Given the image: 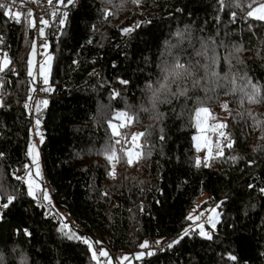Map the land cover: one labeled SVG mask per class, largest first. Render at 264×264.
Returning <instances> with one entry per match:
<instances>
[{"label": "trees", "instance_id": "trees-1", "mask_svg": "<svg viewBox=\"0 0 264 264\" xmlns=\"http://www.w3.org/2000/svg\"><path fill=\"white\" fill-rule=\"evenodd\" d=\"M262 1L240 0L236 7L235 0H223V6L219 0H77L63 25L60 15L47 18L52 101L39 111V101L31 102L45 56L39 60L36 51L30 77L33 17L22 15L18 23L0 8V53L11 61L0 72V194L16 197L0 207L4 264H98L92 249L119 250L128 257L122 264H136L145 240L169 245L181 236L138 264H264V21L246 14L248 5ZM205 49L206 55H197ZM213 56L222 78L216 83L206 82L201 67ZM176 59L196 65L193 77L171 82L153 109L151 89ZM245 77L260 87L253 102L237 87ZM225 104L224 129L233 146L224 139L223 155L201 157L197 167L194 110ZM121 111L134 119L114 137L109 121L119 125L113 117ZM134 133H144L136 149ZM109 147H115L118 162L107 159ZM33 148L42 167L39 178L59 215L28 195L26 173L36 177L37 168L29 155ZM128 150L140 152L131 165ZM202 196V211L216 207L219 213L211 239L187 220ZM6 202L0 195V205ZM62 224L81 239H68Z\"/></svg>", "mask_w": 264, "mask_h": 264}, {"label": "snow or ice", "instance_id": "snow-or-ice-1", "mask_svg": "<svg viewBox=\"0 0 264 264\" xmlns=\"http://www.w3.org/2000/svg\"><path fill=\"white\" fill-rule=\"evenodd\" d=\"M17 2V0H11L12 4H15ZM59 2L62 4L63 0H59ZM134 2H138V0H134ZM49 4H52V0H48ZM68 3L71 4L73 3V0H68ZM219 3L223 6V0H219ZM235 6L236 7H241V3L240 0H235ZM249 7V11H247V16L248 17H252L255 18L258 21H264V2H261L260 5L258 7H256L254 10H252V6L248 5ZM0 8H8V12H6V15H9L12 19H14L16 22H20V17L23 15L21 12L16 11V12H12L11 8L9 5L6 4H0ZM109 15L111 13H108ZM232 17L233 19H235L236 17V13L232 12ZM33 13L31 11H29L27 13V17H32ZM52 16L55 17L56 13L53 12ZM40 23L43 26H49V20L47 19H43L41 18ZM59 23L61 25H63L65 23L64 19H61L59 21ZM29 26L32 28L36 27V23L34 19L29 20ZM40 27L38 29V32L40 34L41 37L44 36L45 33V28L44 27ZM133 29H123V32L125 34H129ZM177 35H180L179 33ZM0 43H2V39H0ZM42 47L47 48L48 45L47 43L43 44ZM237 51H239V49H237ZM32 54L35 55V44H33V51ZM197 55L200 56H204L206 55V49L204 51H201L199 53H197ZM52 59L51 56H48L47 59L41 64L40 66V75L43 77V83L47 84L48 83V70H49V64L48 62ZM212 63L210 65H204L201 66L205 69V80L207 82L208 78H211V82L216 83L218 82L220 79H222L219 74L217 72L214 71V67H215V61L216 58L215 56L211 57ZM11 61L7 58V55L5 54V58L3 60V66L0 67V72H2L4 70V68H7V65L10 63ZM29 65L32 64V61L29 60ZM196 70V65H192V64H185V63H181L179 61V59H176L174 61V63L170 66L166 65L163 68V72L165 73L164 77H163V82L159 85V87L157 89H151L153 92V107L156 106V101L159 100V97L161 95V93H169L170 92V87L169 84L171 82H175L177 80H181V79H189L193 77V73ZM28 75L31 77L33 76V71L30 68L28 71ZM223 79L228 80V77L225 76L223 77ZM121 83L126 84L127 81H121ZM200 83L199 80H193V84L194 85H198ZM230 84L236 85V81L235 79L229 80ZM238 90L244 94V96L248 99V102H253L255 99H257L258 94L260 92V87L257 86L256 84H254L250 79L242 78L241 83L237 86ZM49 89L47 88H43L42 91H48ZM187 89H185L181 94L186 95ZM113 95H118V93H113ZM32 98L29 97V100H31ZM48 103L47 100H42L39 102V104L37 105V111H39V106L40 105H44L46 106ZM241 103H243V101H241ZM26 107H28V105H25ZM228 105L225 104L224 108L227 109ZM194 116H195V120H196V127L199 129L201 135L194 137V139L197 141L196 144V149L199 151L201 149V141L203 142L204 146L207 148L208 150V155L205 158V160L207 161V159L212 158L213 156V149H212V144L211 141L208 139L207 136L204 135V133L208 130V128L205 127V119L209 116V109L207 107H197L194 110ZM134 119L133 116L129 115V113L125 112V111H121L115 114V116L113 117V120L116 121H120L121 123L119 125H117L116 123H113L111 120L109 121V127L111 129L112 135L114 137H120V131L119 128L126 126L128 123H130L132 120ZM36 125L39 126L40 124V120L37 119L35 121ZM211 128V131L213 132H217L220 129H223L226 127V125L224 124H216L214 126H209ZM144 133H139L136 135H133L132 137V147L134 149L139 148L140 145L138 143L139 137L143 136ZM219 137L224 138V139H228L230 141V138L226 136V134L223 131H219ZM43 139V137H41V140ZM116 145H119L121 143L120 139H116L114 142ZM229 149L233 146V142H229L226 145ZM215 147L217 149H219V151L217 152V156H222L223 155V148L221 146L220 143H216ZM108 152H110L111 154L108 155L107 159L109 161H117L118 162V157H117V153H116V149L115 147H109L107 149ZM35 153V149L33 148L32 150H30L29 155L32 156V160L34 163H36L37 168H36V172H35V176L37 177H41V173L39 170V164H38V160H37V156L34 154ZM127 163L129 165H131L133 163V156H139L140 152H134L133 150H128L127 153ZM232 159H237L236 157H232ZM196 166L199 167L201 165V159L200 157L196 158ZM205 166H208L207 164H205ZM28 166L26 165L25 168H27ZM114 170H115V164H113V175H114ZM26 175H28L29 177H31L32 173L31 172H27ZM18 179H21L22 181L24 180L23 177H18ZM28 184V188H27V192L29 196H32L33 199H38L41 202L46 201L47 203H41L42 207H46L49 209L50 214H54V215H59L58 213H54V205L52 203L51 197L50 195L47 193L46 190H44L42 192V194L38 197L37 193L40 192V185L39 184H33L31 182V179H29L27 181ZM262 192H264V189H261ZM2 195L4 198H6V203H3L2 205H0V207L3 208H8L9 205L15 200V196L11 195V194H7V193H3L0 194ZM218 207V206H217ZM195 211V209H194ZM209 212H211V215H209L206 219V222L211 225V227H215L219 213L216 211V208H212L208 210ZM204 217V213L201 212L200 215L197 216H193L192 214H189L187 216V220L192 221L193 222V226H192V230L195 231L196 229L199 230L198 234L201 236H204L208 239H211V235L205 231V225L204 223H197L198 221H201V218ZM68 228L67 224H62L61 227V231L64 232L65 229ZM25 235H30V233H28L27 229L24 230ZM64 234L67 236L68 239H81L80 237L76 236L74 233H72L70 230L64 232ZM189 234V229H185L184 230V234L183 235H188ZM183 236H181L180 238H178L177 240L173 241L172 243H170L168 245V247H172L175 243L179 242V239H182ZM82 242L87 245L90 249L92 248V243L89 241V239L87 238H83ZM99 243V242H96ZM156 244L161 243L160 241H156ZM141 248H148L149 247V242L147 240H145L141 245ZM153 253L151 251H149L147 253V255H152ZM145 255V253L141 252L137 255V258H142ZM91 256L92 259L94 261H99L101 257H109V253L106 250H100L99 251V255L97 254V251L95 249H92L91 251ZM230 260L232 261H236V257L235 256H230L229 257ZM123 259H128V257H124ZM110 260V258H109ZM0 264H4V257L2 255H0ZM22 264H26V261L22 260Z\"/></svg>", "mask_w": 264, "mask_h": 264}, {"label": "built area", "instance_id": "built-area-1", "mask_svg": "<svg viewBox=\"0 0 264 264\" xmlns=\"http://www.w3.org/2000/svg\"><path fill=\"white\" fill-rule=\"evenodd\" d=\"M3 4L9 5L12 12H16L19 11L23 14V16L26 18L27 17V13L29 11H31L33 13V19L35 20L36 23V27L33 29L34 32V36H35V43H36V47H37V55H38V59L41 60L44 58L45 56V48L42 47L43 44L47 43V45L49 46L50 44V37L46 35V32L44 33V36L41 37L38 29L40 27H42L43 25L40 23L41 18L43 19H47L49 16H52V13L55 12L56 15H64L66 12V4L64 3H60L58 0H52V4L48 3V0H17V2L15 4L11 3V0H3ZM8 9V8H7ZM45 28V26H43ZM37 82L35 84V93H34V98L33 101L31 102V104L33 106L36 105V103L39 101V99L41 98H46V97H51L52 98V89L50 87H48L46 84L43 83V77H41L39 75V65H38V69H37ZM43 88H47L49 89L48 91H42ZM35 111V109H34ZM34 133L31 134L33 140L35 141V145L36 141L39 140L40 143V139L39 136L37 135V133L35 131H33ZM226 136L229 135L228 131H224ZM212 209V208H209ZM208 209V210H209ZM206 211L204 213V217L201 218V221H198L199 223H204L205 228H206V232H208L209 234L212 231L216 230V227H210L209 224L206 222L207 217L209 216V211ZM192 228V227H190ZM191 230V229H190ZM159 241V240H152L150 239L149 242V247L146 248L144 250L145 255L149 252V251H156L159 250L161 248H164L168 245V241L166 240H162L160 241L161 243L156 244L155 242ZM109 253V257H101L100 260L98 261V264H122V253L118 250H114L111 249L109 251H107ZM141 252V250H140ZM110 258V260H109ZM140 262V259L136 260V264H138Z\"/></svg>", "mask_w": 264, "mask_h": 264}, {"label": "rangeland", "instance_id": "rangeland-1", "mask_svg": "<svg viewBox=\"0 0 264 264\" xmlns=\"http://www.w3.org/2000/svg\"><path fill=\"white\" fill-rule=\"evenodd\" d=\"M262 2H264V0L262 1ZM64 3V2H63ZM76 3H77V0H73V3H71V4H66V12H65V14L64 15H62V14H60V17H61V19H64V20H66L67 19V16H68V13H69V9H70V6L71 5H76ZM261 3V2H260ZM260 3L259 4H257V5H255V6H252V10H254L256 7H258L259 5H260ZM65 4V3H64ZM250 9H248V11H249ZM50 45V44H49ZM36 50H37V48H35V55H33L32 54V51L33 50H31V54H30V60L32 61V64L31 65H29V69L31 68L32 69V71H33V75H35V71H36V67H37V58H36ZM48 49L46 50V55H45V58L43 59V61H42V63L47 59V57L48 56H51V54L50 53H48ZM52 57V56H51ZM4 58L5 57H3L2 56V54L0 53V65H2L3 66V60H4ZM48 64H49V70H48V82H49V80H50V74H51V67H52V59L48 62ZM113 93H116V92H113ZM113 95V94H112ZM117 95H114V97H116ZM42 100H47L48 101V103L49 102H51L52 101V98L51 97H46V98H41V99H39V102L40 101H42ZM48 103H47V105H48ZM46 105V106H47ZM40 106H42V105H40ZM39 106V107H40ZM44 106V105H43ZM208 109H209V116L205 119V127L206 128H208V130L204 133V135L205 136H207L208 137V139L211 141V144H212V149H213V154H217V152L219 151V149H217L216 147H215V145H216V143H220L221 144V146H223V144H222V141L224 140V138H221V137H219V131H226L227 129H220V130H218L217 132H213V131H211V128L209 127V126H214V125H216V124H225V119H226V116H227V109H225L224 108V106L223 107H221V108H217V109H212V108H209V107H207ZM118 113V112H117ZM194 124H195V126H196V120H195V116H194ZM225 133V132H224ZM136 134H139V133H134V135H136ZM201 135V133H200V131H199V129L196 127V131H195V133H194V135H193V144H194V146L196 147V144H197V141L194 139V137H197V136H200ZM133 137V136H132ZM131 143H132V138H131ZM138 143H139V140H138ZM201 143V149L198 151L197 149V157H204V158H206L207 157V155H208V150H207V148L204 146V144H203V142L201 141L200 142ZM36 144H37V146L38 147H40L41 146V143H39V140H37L36 141ZM134 152H138L137 150L136 151H134ZM137 156H133V159H135ZM42 167H41V164L39 165V169H40V171H41V174H43L42 173V169H41ZM29 179H31V182L33 183V184H39L40 185V192H38L37 193V196H38V194H40V193H42L44 190H46L47 191V193L50 195V192H49V190H48V187H47V185L45 186L44 185V183H43V180L41 179V178H39V177H28V179H26V181H28ZM28 185V184H27ZM205 196V195H204ZM204 196H202L201 197V199L198 201V203H197V205H196V209H195V211L193 210L192 212H194V215L193 216H196L197 215V212H201L203 209H201L200 208V204H201V200L204 198ZM212 208H216V207H212ZM216 211H217V208H216ZM203 213H205L204 211H202ZM218 212V211H217ZM192 214V213H191ZM209 215H211V212H209ZM218 220H219V216H218V219H217V222H218ZM217 222H216V224H217ZM210 227H211V225H209ZM216 226V225H215ZM205 231H206V228H205ZM140 250H141V252H143L144 253V250L146 249V248H139ZM140 251L138 252V254L139 253H141ZM98 253V255H99V252H97ZM137 253V252H136ZM137 254V255H138Z\"/></svg>", "mask_w": 264, "mask_h": 264}, {"label": "clouds", "instance_id": "clouds-1", "mask_svg": "<svg viewBox=\"0 0 264 264\" xmlns=\"http://www.w3.org/2000/svg\"><path fill=\"white\" fill-rule=\"evenodd\" d=\"M150 99H151L152 108L155 109L156 106H157V103H158V101H160L161 97H159V100L156 101V106H155V107H153V92H152V96L150 97ZM223 132H224V131H223ZM122 261H123V257H122ZM135 263H136V262H135Z\"/></svg>", "mask_w": 264, "mask_h": 264}, {"label": "bare ground", "instance_id": "bare-ground-1", "mask_svg": "<svg viewBox=\"0 0 264 264\" xmlns=\"http://www.w3.org/2000/svg\"><path fill=\"white\" fill-rule=\"evenodd\" d=\"M37 48V47H36Z\"/></svg>", "mask_w": 264, "mask_h": 264}]
</instances>
